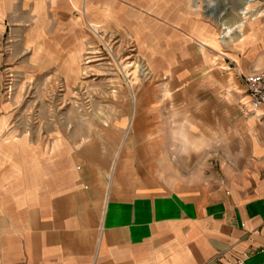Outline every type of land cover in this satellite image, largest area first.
<instances>
[{"label": "rangeland", "instance_id": "rangeland-1", "mask_svg": "<svg viewBox=\"0 0 264 264\" xmlns=\"http://www.w3.org/2000/svg\"><path fill=\"white\" fill-rule=\"evenodd\" d=\"M79 1L69 22L54 20L59 33L27 36L58 46L46 61L38 52L42 72L28 67L23 32L10 23L0 32V262L11 247L13 201L29 180V153L50 151L56 140L98 157L110 149L109 167L119 152L121 197L218 187L211 133L195 130L186 104L215 90L237 95L239 109L245 88L235 80L236 55L257 59L264 48V0L248 6L245 20L246 0ZM240 20L241 33L225 38L224 28Z\"/></svg>", "mask_w": 264, "mask_h": 264}, {"label": "crops", "instance_id": "crops-1", "mask_svg": "<svg viewBox=\"0 0 264 264\" xmlns=\"http://www.w3.org/2000/svg\"><path fill=\"white\" fill-rule=\"evenodd\" d=\"M79 2L0 0V32L8 23L23 32L28 67L42 72L41 62L53 58L58 46L47 48L46 40L36 44L27 36L59 33L54 20L69 22ZM224 30L225 38L240 33ZM256 49L257 59L236 55L238 84L264 67V48ZM204 94V101L186 105L195 110V130L211 133L208 146L221 164L218 187L121 197L114 187L119 152L109 167L110 149L98 157L90 148L81 154L56 140L50 151L29 153V180L13 201L11 247L0 264H234L244 254V264H264V106L257 117L245 118L237 95Z\"/></svg>", "mask_w": 264, "mask_h": 264}, {"label": "built area", "instance_id": "built-area-1", "mask_svg": "<svg viewBox=\"0 0 264 264\" xmlns=\"http://www.w3.org/2000/svg\"><path fill=\"white\" fill-rule=\"evenodd\" d=\"M245 93L239 101L240 114L247 117H257L259 109L264 106V67L242 78ZM236 260L234 264H244L243 259Z\"/></svg>", "mask_w": 264, "mask_h": 264}, {"label": "bare ground", "instance_id": "bare-ground-1", "mask_svg": "<svg viewBox=\"0 0 264 264\" xmlns=\"http://www.w3.org/2000/svg\"><path fill=\"white\" fill-rule=\"evenodd\" d=\"M253 2H255V0H246V1H245V8H243L242 11H241V13H240L241 18H242L243 20H245V19L247 18L248 14L250 13V11L248 10V6H249L250 4H252ZM246 5H247V7H246ZM244 23H245L244 21L240 20L239 22L236 23L234 29H235V30L238 29L237 31L241 33V30H242V28H243ZM228 29H229V27H228ZM229 32H231V30H229L228 33H229Z\"/></svg>", "mask_w": 264, "mask_h": 264}]
</instances>
